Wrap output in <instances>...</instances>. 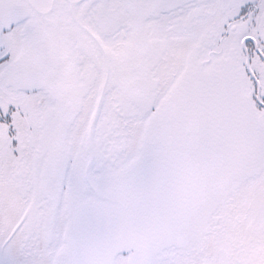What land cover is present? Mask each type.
Wrapping results in <instances>:
<instances>
[{"label": "snow or ice", "instance_id": "obj_1", "mask_svg": "<svg viewBox=\"0 0 264 264\" xmlns=\"http://www.w3.org/2000/svg\"><path fill=\"white\" fill-rule=\"evenodd\" d=\"M0 264H264V0H0Z\"/></svg>", "mask_w": 264, "mask_h": 264}]
</instances>
